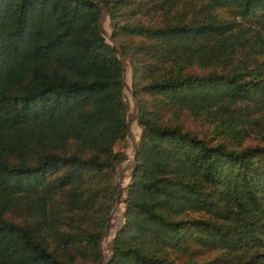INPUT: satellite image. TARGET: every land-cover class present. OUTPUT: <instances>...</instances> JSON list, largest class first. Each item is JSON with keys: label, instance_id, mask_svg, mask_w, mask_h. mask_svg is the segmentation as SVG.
<instances>
[{"label": "trees", "instance_id": "obj_1", "mask_svg": "<svg viewBox=\"0 0 264 264\" xmlns=\"http://www.w3.org/2000/svg\"><path fill=\"white\" fill-rule=\"evenodd\" d=\"M263 129L264 0H0V264H264Z\"/></svg>", "mask_w": 264, "mask_h": 264}, {"label": "rangeland", "instance_id": "obj_2", "mask_svg": "<svg viewBox=\"0 0 264 264\" xmlns=\"http://www.w3.org/2000/svg\"><path fill=\"white\" fill-rule=\"evenodd\" d=\"M102 28L107 37L111 36L112 34V26L111 20L109 17L105 16L102 24ZM125 79L127 88L125 90V100L128 104V120H129V133L127 139L116 146V151L123 152L127 155L128 159L118 167V177H117V185L120 189V196L115 201L113 210L110 215V224L107 230V233L102 242V249L106 256L110 255V245L113 238L116 235L118 229L124 223V211H125V204L124 200L126 197V187L130 183L131 173L134 164V154H135V147L138 144L140 137L142 135V127L139 125L138 121V108H137V101L135 100L132 94V82H133V71L130 67L125 69ZM186 126L198 131V132H206L208 127L202 121H194L192 119L186 118ZM263 136H264V129L257 132L252 139L248 140L245 146L250 145H262L263 144Z\"/></svg>", "mask_w": 264, "mask_h": 264}]
</instances>
